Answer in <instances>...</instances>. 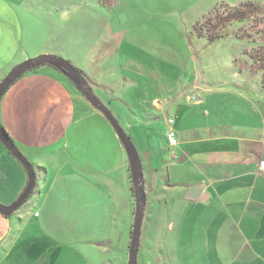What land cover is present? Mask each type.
Returning <instances> with one entry per match:
<instances>
[{"label": "crops", "instance_id": "obj_1", "mask_svg": "<svg viewBox=\"0 0 264 264\" xmlns=\"http://www.w3.org/2000/svg\"><path fill=\"white\" fill-rule=\"evenodd\" d=\"M51 53L61 57L57 51H47ZM10 59L2 61L10 67L9 71L16 66ZM114 63L112 72L117 71L119 78L113 80L111 74L103 81L94 79L81 69L91 88L111 92L113 99L123 104H128V97H135L133 102L151 100L157 112H163L169 105L168 111L174 110L176 115V118L168 115L165 120V134L170 130L176 132L170 160L163 157L162 149L158 150L159 140L151 134L140 135L141 130H137L147 193L138 251L142 247V237L148 235L152 236L154 251L160 256H163L164 247L167 257L163 258H168L169 264H264V170L259 166L264 159V89L257 94L255 86L246 90L242 84L218 85L214 90L195 87L206 97L219 94L228 97L225 94H229L239 100L229 118H222L217 112V117L209 120L205 99L190 102L199 110L189 114L185 105L191 100L190 96H176L177 91H172L175 85L168 86L157 72L121 54ZM9 71L0 67V81ZM69 82L53 70L36 68L18 78L0 100L1 125L37 170L34 193L10 216L0 214V264H112L110 252L114 247L112 236L117 232L118 215L124 222L130 220L125 246L130 243L135 198L126 152L104 114ZM163 84L168 91L163 90ZM216 91L218 94L214 95ZM167 94L171 97L167 98ZM182 106L185 107L182 109ZM240 106L243 107L241 111ZM197 114L204 115V123L187 127L186 121ZM92 118L101 121L103 144L92 140L81 142L87 129L96 128ZM150 122L138 123L156 131ZM160 136L163 137L164 132ZM114 137L118 139L115 143ZM199 152L204 155V162ZM49 166L99 190L97 193L69 194L68 199L72 201L59 203L63 214L72 219L71 222L63 219V225L53 227L65 233L61 241L34 234L49 227L40 217L41 209H46V214L51 216L53 213L58 216L59 212L55 210L59 208L49 202L50 193L44 196L41 191V183L48 179ZM120 172L124 174L122 182L118 177ZM123 182L126 185L124 194L120 185ZM26 183V171L0 144V202L12 203ZM195 185L203 186L198 198H186V192ZM89 198L96 202L87 205L83 200ZM73 201L80 207L75 217L64 208L66 204L75 205ZM92 210L97 212L94 218L103 231L100 238L92 234L94 228L82 224V217L94 215ZM24 219L28 222H22ZM116 252L118 254L117 248ZM121 254L119 251L117 262L120 263L126 256Z\"/></svg>", "mask_w": 264, "mask_h": 264}, {"label": "rangeland", "instance_id": "obj_2", "mask_svg": "<svg viewBox=\"0 0 264 264\" xmlns=\"http://www.w3.org/2000/svg\"><path fill=\"white\" fill-rule=\"evenodd\" d=\"M243 1L248 0H115L113 5L107 6L96 0H0V67L9 71L10 67L3 65V62H7L10 57V61L17 65L27 59L29 55L36 57L47 54V51H57L60 53L59 56L69 60L72 65L77 66L80 70H85L87 76L103 81L106 75L111 74L113 80L119 78V73L112 72V68L115 66L114 62L118 54H121L157 72L168 86L175 85L172 91L176 90V96L179 98L190 96L189 100H191H188L189 102L185 105L189 114L199 110V108L193 107L190 102L193 103L198 98H202L201 100L205 99L209 106V120L212 117H217V112L220 113L218 116L229 118L231 109L239 100L233 99L234 96L229 94H225L228 97H224L222 94L206 97L202 91L195 87L214 90L218 85L236 86L242 84L243 88L246 86V90L255 86L257 94L262 92L261 73L254 69L250 53L255 48L264 45V10L262 14L251 20L231 24L225 37L212 42H209L205 37L199 38L194 35L193 26L197 21L200 24H205L207 17L211 16L212 18L215 10L226 13L229 8ZM250 1L259 3L264 9V0ZM93 29L97 32L94 33ZM237 33L242 37H238ZM21 51L25 58L21 55ZM38 68L39 70H53L70 84V80L61 71L50 68L48 65ZM100 68L102 70H99ZM126 73L128 74L127 71ZM126 73L123 75L126 76ZM130 76L133 77V75ZM255 82L256 85H254ZM162 87L164 91L169 90L168 87H164V84ZM103 89L106 88L103 87ZM92 91L103 103L105 102L104 104L130 136L139 153L141 152V143L137 130H141L140 135L151 134L159 140L158 150L162 149L163 157L170 160V148L172 150L174 147L170 146L166 140L165 120L168 115H175V112L174 110H172L173 112L168 111L169 105L163 112H157L154 110L151 100L133 102L135 97H128V104H123L121 100L113 99L111 92L101 91L96 87H93ZM216 94H218L217 91L214 95ZM221 96L224 99L220 100ZM166 97H171V94H167ZM141 98L139 97V99ZM241 103H243L242 100ZM185 106H182V109ZM239 108L241 111L243 107ZM143 120L151 121L150 123L155 126L156 131L150 128L146 129L144 123H138ZM204 121V115L197 114L187 120L186 125L189 128L195 127ZM91 122H93L92 125L96 124V128L93 127L91 131L87 129L81 142L92 140L96 144H103L104 140H101L100 135L101 121L92 118ZM112 131L114 134L116 133L113 127ZM161 132H164V138L159 137ZM174 133L176 138V132ZM117 138L114 137V143L117 142ZM107 142L110 143L108 137ZM199 154L201 155L200 152ZM201 157L204 162V155ZM175 160L177 161V159ZM41 167L45 166L41 165ZM48 173L47 181L41 183V191L44 196L50 193L51 200L49 202L53 203L55 208H59V203L62 201H72L68 199L69 194L73 195L76 192L97 193L99 191L92 184L68 175L66 172H57L50 166ZM123 176L124 174L121 172L118 175L121 182ZM120 185L124 194L126 185L124 182ZM83 201L87 205L90 202H96L93 198ZM64 208H67L68 214L73 217L80 211L77 202L75 205L66 204ZM55 210L59 211L58 216H55L56 213H53L54 216L46 214V209H41L40 217L49 227L46 230L33 231L35 235H46L61 241L65 233L58 232L53 227L58 224L59 226L63 225V219L67 218L70 220L69 222L72 219L69 218V215L63 214V208ZM83 211L82 209L81 214ZM92 212L94 215L82 217V224L94 228L92 234L95 238H100L103 231L99 229L94 218L97 216V212L94 210ZM22 222H28V220L24 219ZM56 222L57 224H55ZM128 224H130V220L124 222L123 217L118 215L115 228L117 232H114L115 237L112 236L114 247L110 252L113 259L112 264H128L130 243L125 246ZM132 229L133 224L129 229L130 238ZM151 237L148 235L142 237V247L137 253V264H169L168 258H163V256L167 257L166 252H163L164 247L162 248L163 256H160L159 252L154 251ZM66 239L76 240V238ZM122 247L125 249H121ZM116 248L118 254L119 251L120 255H122L121 252L123 255L126 254L122 257L121 263L117 262L119 255ZM183 264L186 263L183 262Z\"/></svg>", "mask_w": 264, "mask_h": 264}, {"label": "water", "instance_id": "obj_3", "mask_svg": "<svg viewBox=\"0 0 264 264\" xmlns=\"http://www.w3.org/2000/svg\"><path fill=\"white\" fill-rule=\"evenodd\" d=\"M42 65H49L64 73L65 76L73 83L75 88L89 101V103L104 114L105 118L115 130L126 152L130 166L132 186L136 192V207L134 211L133 229L130 238L128 264H137L141 226L147 203L141 158L130 136H128V134L124 131L123 127L108 107L93 93L92 88L80 70H78V68L72 65L69 61L53 54H41L36 57L28 58L14 66L0 81V100L7 89L22 74ZM0 142L6 150L21 163L27 174V183L17 199L10 204H3L0 202V214L8 217L13 212L17 211L32 195L36 185V171L32 163L15 145L1 123ZM181 159H178V161H181ZM202 189L203 186L195 185L186 192L185 197L189 199H197Z\"/></svg>", "mask_w": 264, "mask_h": 264}, {"label": "trees", "instance_id": "obj_4", "mask_svg": "<svg viewBox=\"0 0 264 264\" xmlns=\"http://www.w3.org/2000/svg\"><path fill=\"white\" fill-rule=\"evenodd\" d=\"M102 5H113L115 0H96ZM262 6L253 1H243L232 8H229L226 13L218 12L219 10H215L213 16H208L205 24H200L198 21L193 26V33L199 38H206L209 42H212L216 39H221L228 34V27L233 23H243L247 20H251L263 12ZM238 37H242L240 34H236ZM251 59L253 61L254 69L256 71H260L261 79L260 84L264 89V45L259 46V48H255L254 51L250 53ZM35 70V69H33ZM30 70V71H33ZM80 70V69H78ZM29 72V71H27ZM25 72V73H27ZM80 72L84 75V73L80 70ZM24 73V74H25ZM22 74V75H24ZM21 75V76H22ZM20 76V77H21ZM85 76V75H84ZM19 77V78H20ZM86 78V76H85ZM87 80V79H86ZM88 81V80H87ZM6 131V130H5ZM167 140V137H166ZM1 144V143H0ZM2 149L8 154L11 155L1 144ZM13 157V156H12ZM14 158V157H13ZM16 161L21 165V163L16 159ZM22 166V165H21ZM22 169L25 172L24 167ZM131 190L133 196L136 201V192L133 189L131 182ZM34 191L32 192V194Z\"/></svg>", "mask_w": 264, "mask_h": 264}, {"label": "built area", "instance_id": "obj_5", "mask_svg": "<svg viewBox=\"0 0 264 264\" xmlns=\"http://www.w3.org/2000/svg\"><path fill=\"white\" fill-rule=\"evenodd\" d=\"M169 122H172L171 119H169ZM167 142L170 146H174L176 144V138H175V133L173 130H170L167 134ZM260 169L264 170V159H261L259 162Z\"/></svg>", "mask_w": 264, "mask_h": 264}, {"label": "flooded vegetation", "instance_id": "obj_6", "mask_svg": "<svg viewBox=\"0 0 264 264\" xmlns=\"http://www.w3.org/2000/svg\"><path fill=\"white\" fill-rule=\"evenodd\" d=\"M37 171V170H36Z\"/></svg>", "mask_w": 264, "mask_h": 264}]
</instances>
